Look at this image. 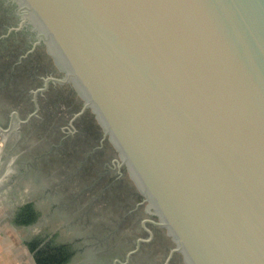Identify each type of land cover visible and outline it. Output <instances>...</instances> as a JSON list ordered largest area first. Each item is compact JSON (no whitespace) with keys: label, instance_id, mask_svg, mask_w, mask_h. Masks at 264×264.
<instances>
[{"label":"water","instance_id":"95a60500","mask_svg":"<svg viewBox=\"0 0 264 264\" xmlns=\"http://www.w3.org/2000/svg\"><path fill=\"white\" fill-rule=\"evenodd\" d=\"M30 61L34 108L11 119L28 102L15 94ZM2 71L1 130L24 141L16 163L30 158L15 175L45 177L43 194L23 188L11 210L30 242L92 264H169L156 243L165 235L140 233L159 217L174 264H264V0H0ZM86 109L120 155L109 168L127 166L148 202L134 209L139 222L121 220L118 198L74 212L64 203L94 177L75 142ZM26 204L38 216L20 225Z\"/></svg>","mask_w":264,"mask_h":264},{"label":"flooded vegetation","instance_id":"af4514ba","mask_svg":"<svg viewBox=\"0 0 264 264\" xmlns=\"http://www.w3.org/2000/svg\"><path fill=\"white\" fill-rule=\"evenodd\" d=\"M15 53L17 54L18 51H16ZM16 57L17 56H15V58H13L11 60L13 63V67L18 69V65H17L18 60H16ZM26 66H28L30 69V76H29L30 79H28V78L25 79V74L23 71L19 72V76H18L19 80H20L19 83H21V86L23 84V87H22L23 93L17 87L18 94H15V95H17L18 99H19V96L26 98V100L28 102L25 103L24 106H22L21 108L18 109V111H19L18 113L12 112L10 114L11 119H19V117L24 118L25 116H27V114L31 113L32 109L34 108V103L30 97V94L32 92L30 93L27 90L28 87L26 89H24V86H25V84L26 85L28 84V86H30L29 88H31V87L36 88L37 84H39L40 82L34 81L31 83V61L29 63H27ZM7 68H9V66L7 64H5L3 66V69L5 70L6 73L8 71ZM1 73H0V82L7 81V78H6L7 74L6 75L3 74V71ZM8 80H10V79H8ZM15 95L12 97L17 98ZM80 103L81 102H79L78 100L73 99V101L71 103V108L69 110V112H70L69 114H73L71 117L72 118L71 121L74 119L73 118L74 114L77 113V111H79L82 108V107L80 108V106H81ZM75 110H77V111L75 112ZM73 112H75V113H73ZM75 119L76 120H74L73 122L76 124V126L78 127V130H79L78 131L79 132L78 137L76 138L75 142H77L78 146L80 148H82V151H84L85 158L87 161V166L91 165V167H92L91 169L93 171L94 177H93V180L91 182L88 181L89 186H87L86 188L79 189V191L75 195L69 196L70 197L69 198L70 203L68 201H66L64 203L68 205V207L71 209V212H74L75 210H82V207L84 204L85 205L87 204L86 209H88L89 208L88 205L91 206V204H92V203H90L89 199H91L93 196L95 197L94 202H97L98 198L99 199L110 198L113 200L115 198H118V199H121L123 201V204H121V205L124 206L123 210H125V216L121 220L122 221L125 220L129 215H131L132 212H136V213L138 212V217H134V222H139L140 221L139 219H140V217L143 216V214L142 213L139 214V208L137 210H134V209L136 208V205H141L142 204L141 202H143V203L146 202V206H147L148 202L145 201V198L141 192L142 190H141L140 186H138V184L135 183V180L131 179V177L129 175V169L127 168V166L124 167L126 170H123V172L119 173L118 176L114 175L115 173L112 172L111 169L109 168L108 164L111 161L116 160V159L120 160L119 159L120 155H119L118 151L114 148V145L112 143L111 138H109L108 135L104 134V131L102 129V125L98 121V118L96 117L94 112L91 111V109L84 110ZM30 120H31V118H30ZM52 136L51 137L54 139L55 143L57 142L58 144L51 146V148H49V151L51 154H54L56 156L58 154V151L59 152L62 151V147H64V145H62V142H60V143L58 142L59 135H56L55 133H53ZM45 155H47V154H45ZM100 155H101V157H100ZM82 163H83V161L80 160L79 161L80 167H81ZM101 165L103 167H107L108 169L106 168L107 171L101 175L102 179L99 180L100 176H99V174L97 175V171H98V167L101 168ZM125 171L127 172V175H125ZM63 181L65 182V180H63ZM66 181L70 182L72 180H66ZM18 212H19V210L17 211L16 215L18 214ZM145 213L146 212H144V216L147 214V213L146 214ZM152 216H155V215H152ZM155 217H157V216H155ZM157 219L159 220V222H153L150 220V221H146L145 223H143L144 219L141 220L140 221L141 226L139 227L141 230L140 233L142 234V236L148 235L149 237H151L153 235V238L157 237L158 235L160 236V235L164 234L166 237L165 239L160 236L162 238V241H160V242L156 241V243L158 244V248L160 249V252H162L163 255L167 251H169L168 256H166V258H165L166 260L169 259V261H170L169 264H174L175 262L177 263L178 259L176 258V256L179 253L178 250L173 251V253L170 254V251L174 250L177 247V241L170 234L167 226L160 225L161 219L159 217H157ZM144 225H147L150 228V230L145 228ZM167 236L170 237L171 241L169 240V238H167ZM41 244L42 243H40L38 245L37 249H39L42 245H44V244H42V245ZM128 247H130V245ZM66 248H67V250H66ZM64 249H65V256H66V252L68 253V251H69V254L72 255V250H69V248L66 246ZM180 252L183 254L184 257H186L184 250H180ZM71 255H70V257H71ZM70 257H69V259H70Z\"/></svg>","mask_w":264,"mask_h":264},{"label":"rangeland","instance_id":"374dc122","mask_svg":"<svg viewBox=\"0 0 264 264\" xmlns=\"http://www.w3.org/2000/svg\"><path fill=\"white\" fill-rule=\"evenodd\" d=\"M1 128V124H0ZM0 214L4 217V226L7 229L8 219L12 215L11 210L17 202V193L26 188L27 194H43L45 186L44 175L30 174L17 176L21 168H27L30 158L17 162V155L13 150L19 149L24 141H18V130L0 132ZM21 239H28L18 228ZM31 264H35L31 253ZM64 264H92L82 260H68Z\"/></svg>","mask_w":264,"mask_h":264},{"label":"crops","instance_id":"0c3cea01","mask_svg":"<svg viewBox=\"0 0 264 264\" xmlns=\"http://www.w3.org/2000/svg\"><path fill=\"white\" fill-rule=\"evenodd\" d=\"M7 219L10 226L6 229L3 214H0V264H31L30 240L21 239L12 215Z\"/></svg>","mask_w":264,"mask_h":264},{"label":"trees","instance_id":"16d2710c","mask_svg":"<svg viewBox=\"0 0 264 264\" xmlns=\"http://www.w3.org/2000/svg\"><path fill=\"white\" fill-rule=\"evenodd\" d=\"M38 213L35 211L32 205L26 204L19 209L16 215V222L20 225H28L33 223L37 219ZM40 239H33L29 244L31 249L33 260L36 264H64L68 261L70 254L66 252L61 245L50 246L44 244L37 249L40 244Z\"/></svg>","mask_w":264,"mask_h":264},{"label":"bare ground","instance_id":"6f19581e","mask_svg":"<svg viewBox=\"0 0 264 264\" xmlns=\"http://www.w3.org/2000/svg\"><path fill=\"white\" fill-rule=\"evenodd\" d=\"M10 130H1V128H0V132L1 133H6V132H9ZM11 131H13V130H11ZM1 139V138H0Z\"/></svg>","mask_w":264,"mask_h":264}]
</instances>
